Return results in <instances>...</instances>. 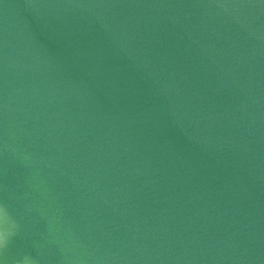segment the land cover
I'll use <instances>...</instances> for the list:
<instances>
[{"label":"water","instance_id":"water-1","mask_svg":"<svg viewBox=\"0 0 264 264\" xmlns=\"http://www.w3.org/2000/svg\"><path fill=\"white\" fill-rule=\"evenodd\" d=\"M0 264H264V0H0Z\"/></svg>","mask_w":264,"mask_h":264}]
</instances>
